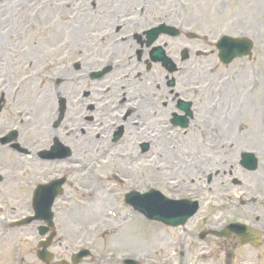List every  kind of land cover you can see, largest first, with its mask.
<instances>
[{
    "label": "rangeland",
    "instance_id": "374dc122",
    "mask_svg": "<svg viewBox=\"0 0 264 264\" xmlns=\"http://www.w3.org/2000/svg\"><path fill=\"white\" fill-rule=\"evenodd\" d=\"M2 1L4 6L0 8V65L3 57L7 56L13 67L9 70L11 75L8 76L3 108L0 112V134L13 126H19L17 139L21 144L35 151L50 146L54 142V138L48 137L46 131L41 132L40 138L33 133L30 120L33 114H36V102L31 103L34 102L35 96L43 97L48 93L51 94L52 106L47 113L50 115L55 109V116L47 115V118L51 117V120L46 124L38 120V115L33 118L37 121L36 125L41 122L45 124L47 130L52 131L53 124L58 119L56 96L63 94L61 92L64 89H77V94H80L76 112L87 113V105L90 101L81 100L82 93L90 90L91 98L96 99L98 87L105 88L107 85L114 84L113 75H109L101 82L90 79L89 75L90 72L100 69L101 64L108 63V58L111 61L112 45L116 39L120 40L121 37L115 36L113 30L110 39L108 30L113 24H120L118 18L122 19L125 14L129 13V4L114 14L117 0H95L97 1L95 6L91 4L92 0H72L75 4H90L89 7L84 6L78 10L75 9L76 7L63 10L58 6L50 5L51 1L57 2L58 0H11L12 3L9 0ZM118 1V4H121L122 0ZM134 2V5H137L140 0ZM5 3H10L11 9L8 7L5 9ZM80 10L89 11L94 16L96 14L100 19L96 23L88 21L86 23L88 33L82 42L87 46L86 51L73 46H65L70 38L71 25L69 21L62 19L61 15L67 18L65 11L73 14ZM151 12L144 14L143 17L148 19ZM161 17L183 30L195 32L202 37V41H197L195 47L209 53L215 41L222 34L250 36L255 41L253 59L251 61L237 59L232 64L224 66L219 63L217 56L209 54L181 63L186 66L187 71L177 75L183 81L181 87L185 93L189 92L187 88L192 86L189 84L202 83L200 89L192 86L191 90L192 92L199 91L204 96V99L200 100L197 95L196 106L199 113L195 115L196 119L185 130L175 129L173 131L172 127L167 126L152 128L151 130L156 134L154 141L152 138L151 153L147 158L133 161L128 159L127 155L135 154L132 151L138 150L135 143L132 147L128 145L127 149L124 145L119 148L115 147L112 155L105 157L106 159L101 158L103 157L101 146L99 143L95 144L93 140L90 144L83 142L87 150L82 147L78 149L71 147L74 158L68 163L46 165L22 158L18 165L19 170H14L12 164L6 166L5 169L0 168V171L6 175L5 180L0 183V223H4L11 218L28 214V201H30L28 196L35 181H43L44 177L58 173L63 166L72 167L71 170H67L69 179L65 188L70 201H58L54 208L58 234L68 236L64 245L54 249L59 258L67 257L69 252L83 245L90 247L95 256L96 254L108 256L116 248L112 240L116 236L126 234L127 237L141 238L144 241L139 244V249L129 245L130 254L150 255L152 259L169 256L171 261L169 264H177L178 260L173 251L175 239L165 235L160 226L141 221L142 216L140 218L139 215L134 219L122 220L121 214L134 211L133 208L124 204V193L132 188L144 191L149 184L158 186L161 183L169 192L176 188L177 192H183L181 195L191 193V197H194V194L203 196L206 202L203 204L202 212L193 222L196 224L201 222L197 225L198 229L194 224L193 229L197 232L200 229H207L209 221L211 223L213 221L218 226L231 220H239L246 221L259 229L264 228V104L257 103L256 110H248L250 104H255L253 97L262 96L264 101V0H166ZM144 18L125 21L121 25L134 26L137 25V21L144 20ZM166 41L170 54H174L175 50H180L189 44L187 39L166 38ZM30 44L35 46H29ZM59 47H63V50L53 53ZM28 59L31 62V68L26 69ZM77 61L81 63L79 68L75 65ZM42 64L51 65L41 71ZM192 67L195 69L192 70ZM203 69L206 71L205 76ZM200 70L201 75L198 74ZM60 73H65L67 76ZM191 75L194 79L190 80ZM158 77L159 75L149 81L144 88L146 91L144 93L149 92L153 95V91H157L154 79ZM87 78L90 81H87ZM58 89L59 92H56V95L55 90L58 91ZM219 93L225 95L231 93L229 96L233 97V102L229 100L226 103L231 107V111H223V114H226L229 119L233 112L243 116L240 124L235 123L232 129L227 126H223L222 130L219 129L216 118L219 112L215 117L212 115V120L209 119L211 101L215 99L214 95ZM68 110L69 114L74 113L70 103ZM68 123L71 124V121ZM92 129L97 130L98 128L92 127ZM106 130L110 134L113 128L110 129L108 125ZM59 136L61 138L63 134ZM70 137L73 139V136ZM102 143L106 147L107 144ZM119 149L123 151L125 157L119 158L118 154L113 155ZM244 151H252L257 155L259 159L257 171L247 172L240 166V155ZM13 156L15 154L10 151L2 155L6 160ZM78 156L89 164H97L100 161L94 171L95 175L102 176L101 178L115 189L114 192L109 188L99 189L92 176L88 177L83 174L84 169L81 173L75 172L73 166L79 165V160L76 161ZM151 166L154 170L150 169ZM115 172L126 177L128 182L121 183L115 179L113 177ZM208 172H211L215 179L212 184L206 182L205 173ZM234 177L242 180V185L233 184ZM86 179L90 185L84 184ZM90 190L97 194L94 202L83 203L78 200L79 194L85 191L90 192ZM106 207L115 208L117 215L109 216ZM17 236L0 237V264H42L31 254L17 257L15 240L25 239L23 241L25 252L30 244L26 235L25 238L24 234H17ZM198 238L195 234L190 240L192 241L191 255L184 259L189 264L195 263L193 262L196 253L194 248L204 244ZM209 239L212 240L211 247L214 250V260L209 264H220V261L216 260L221 256H226L225 250L228 251L226 259L229 264H241L240 258L252 257L251 255L255 254L261 255L258 264H264V243L257 251L252 252L249 247H242L234 238L230 239L228 244L222 239H219L221 243H218L214 237ZM63 247L66 249L70 247V250L67 249L65 252ZM82 262L83 264L93 263L89 259H84ZM185 262L182 260V263Z\"/></svg>",
    "mask_w": 264,
    "mask_h": 264
},
{
    "label": "flooded vegetation",
    "instance_id": "af4514ba",
    "mask_svg": "<svg viewBox=\"0 0 264 264\" xmlns=\"http://www.w3.org/2000/svg\"><path fill=\"white\" fill-rule=\"evenodd\" d=\"M129 25L118 28L117 35L122 33L124 36L120 40L116 39L113 43L111 62L101 64V68L109 66V70L107 75L98 81H104L109 75H113L114 84L107 85L106 88L101 87L102 89L98 87L96 99L91 98L90 91L85 92L83 101L87 99L90 102L87 105L86 111L88 112L85 115L87 121L84 122L91 129L92 127L99 128L108 125L112 127L113 131L110 134L104 129L96 134L95 138L104 142H106L107 136L113 140L114 134L119 131L117 133L120 134L119 139L126 144H150L152 138L154 141L156 134L151 129L172 125L173 117H175V112H177L182 98L192 101L193 119L196 106L195 103L193 104L194 98H186L181 91L176 89L180 82L175 76H169L163 64H151L152 49L147 46L143 37L137 36L138 34L135 35L136 40H133L136 44L134 47L131 42L133 26ZM142 25H147V28L152 26V24L141 23L137 24L136 27ZM120 42L121 45L118 44ZM158 45H162L167 50L166 41L160 39ZM114 49L116 51H113ZM157 75L159 77L154 79L157 91H153V98L149 92L144 93L146 92L144 88ZM82 130L84 133L86 132L84 128ZM138 152H141L140 148H138ZM162 187L167 190L165 186L162 185ZM176 194V188H173L172 195L175 196ZM36 233L37 230L31 228L25 235L31 239ZM183 233L192 234L193 229L184 230ZM203 249H210V247ZM196 264L203 263L196 262Z\"/></svg>",
    "mask_w": 264,
    "mask_h": 264
},
{
    "label": "bare ground",
    "instance_id": "6f19581e",
    "mask_svg": "<svg viewBox=\"0 0 264 264\" xmlns=\"http://www.w3.org/2000/svg\"><path fill=\"white\" fill-rule=\"evenodd\" d=\"M57 1V0H56ZM71 1V2H70ZM58 0L57 2L55 1H51L50 2V5L51 6H58L59 8H62L63 10H66L67 8L69 9H72L74 7H76L75 9L78 10V9H81L82 7H89V3H73L72 0ZM118 1V0H117ZM122 1H126V0H122ZM10 3H12L11 0H9ZM70 2V3H68ZM10 3H5L6 6H5V9H7V7L9 9H11L10 7ZM119 1L116 3V7H122V4H118ZM91 4L93 6H95L97 4V1L95 0H92ZM4 6V3L2 0H0V8L1 6ZM93 9V8H92ZM114 11V10H113ZM65 15H67V18H63V14L61 15V18L64 19V20H67L69 21L70 25H71V33L69 35V41L65 44V46H73L75 48H78V49H81V50H85L87 49V46L85 44H83V40L84 38L87 37V33H88V28H87V21L88 22H91V23H96L98 22L100 19H98L97 15L95 14V16L92 14V13H89V11H83V10H80L78 11V13H68V11H65L64 12ZM85 14V15H84ZM25 16V15H24ZM90 26V25H89ZM90 29V28H89ZM89 38V37H88ZM74 44V45H73ZM29 46H35V45H32L30 44ZM63 50V47H59L57 48L55 51H53V53H56L58 51H61ZM29 51L30 53L32 54L31 52V49L29 48ZM19 57V56H18ZM9 64H10V60H9ZM8 64V65H9ZM29 64V65H28ZM28 64L26 66V69H28L29 67L31 68V62L30 60L28 59ZM51 64L53 65H57V63H52ZM51 64H42L41 65V71L42 70H46L48 68L49 65ZM40 71V73H41ZM39 73V74H40ZM62 74V73H60ZM63 76H67L65 73L62 74ZM24 83V81H22ZM58 92V91H57ZM259 95V94H258ZM225 97H227V95H225ZM253 99L255 100V104H250L249 107H248V110H256L257 107H256V104L257 103H261V104H264V101L262 100V96H258L257 98H254ZM34 102H31V103H35V112L36 114H33V116L31 117V120H30V123H32V130H33V133L37 136V137H41V132H44L46 131L48 137H53L54 134H56L55 131H51V130H47V128L45 127V124L46 123H49V121L51 120L50 118L52 117L51 114L49 115L47 113L48 109L50 108V102H51V94L48 93L47 95L43 96V97H39V96H35L33 98ZM226 100H229V99H226ZM231 107H227V108H224L223 105H219L218 102H215V104L213 105V107L210 109V112L208 113L209 114V119L212 120V115H216V113L219 112V115L216 116L217 118V124L219 126V129L222 130L223 126H227L229 128H233L235 123H239L237 122L238 120V117L239 115L238 114H235L234 112L231 113V116H230V119L228 118V116L226 114H223L222 112L225 111L227 112ZM245 112V111H244ZM36 115H38V120L45 123H38L37 125L35 124L37 121H35V119L33 117L36 118ZM47 115L51 116L49 119L47 118ZM226 118L227 121H226ZM234 119V121L232 120ZM216 124V126H217ZM46 128V129H45ZM66 130V128H65ZM214 130V129H213ZM202 131V130H201ZM255 133V131L253 132V134ZM212 134V133H211ZM223 142V141H221ZM167 156H168V153H167ZM117 157L119 158H123L125 156H122V155H118ZM140 159V158H138ZM136 159V160H138ZM20 160H22L21 158H17V157H13L11 159H8V160H5L4 158H1L0 157V165H3L4 166V169L6 166L12 164L14 165V170H19V162ZM134 160V159H132ZM14 161V162H12ZM154 167L151 166L150 169L152 170ZM84 184H87V185H90L89 181L88 180H85L84 181ZM91 203V202H89ZM136 242V241H135Z\"/></svg>",
    "mask_w": 264,
    "mask_h": 264
},
{
    "label": "water",
    "instance_id": "95a60500",
    "mask_svg": "<svg viewBox=\"0 0 264 264\" xmlns=\"http://www.w3.org/2000/svg\"><path fill=\"white\" fill-rule=\"evenodd\" d=\"M233 44L237 46L233 47ZM241 46H245L247 49L243 50ZM221 50H222V56L223 55H228L229 58L227 61L232 59L233 57H236L237 55L245 54L250 52V44L249 43H242V41L237 42V40H233V43L230 38L224 37V39L221 42ZM242 163L248 168V169H255L257 167V159L252 153H245L243 155ZM43 211L49 215V209H43ZM158 218V216H154ZM51 223V222H50ZM233 233L236 235L240 236L241 243H252L254 245H258V236L250 233L247 231L245 228L239 227L238 230L235 228H228L226 230V236H231Z\"/></svg>",
    "mask_w": 264,
    "mask_h": 264
}]
</instances>
